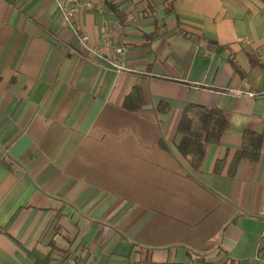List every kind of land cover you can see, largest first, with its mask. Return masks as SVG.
<instances>
[{
  "label": "crops",
  "instance_id": "crops-1",
  "mask_svg": "<svg viewBox=\"0 0 264 264\" xmlns=\"http://www.w3.org/2000/svg\"><path fill=\"white\" fill-rule=\"evenodd\" d=\"M60 1L0 0V264H264V140L229 174L264 129V1ZM189 103L229 118L196 171Z\"/></svg>",
  "mask_w": 264,
  "mask_h": 264
},
{
  "label": "trees",
  "instance_id": "trees-1",
  "mask_svg": "<svg viewBox=\"0 0 264 264\" xmlns=\"http://www.w3.org/2000/svg\"><path fill=\"white\" fill-rule=\"evenodd\" d=\"M126 1L128 0H103V4L117 18H121L120 5ZM144 103L145 98L141 86L134 85L124 97L122 105L126 110L137 113ZM167 108L168 104L164 101H160L156 106L157 112H163ZM228 125V115L221 109L197 103L186 105L177 126V132L180 135L177 150L193 171L200 168L207 148L220 141ZM263 140L264 129L262 132L245 130L242 133L241 144L231 159L229 174H233L239 160L257 159ZM219 164L220 161L217 160L215 171H218Z\"/></svg>",
  "mask_w": 264,
  "mask_h": 264
},
{
  "label": "built area",
  "instance_id": "built-area-1",
  "mask_svg": "<svg viewBox=\"0 0 264 264\" xmlns=\"http://www.w3.org/2000/svg\"><path fill=\"white\" fill-rule=\"evenodd\" d=\"M94 3H96V4H94ZM57 4H58V6L62 9V7H63V3H62V1L57 0ZM85 6H86V8H91V7H93V6H95V7H97V8H102V7H104V4H103V0H95L94 2H93V1H89V2L85 3ZM105 40H106V39H105ZM111 64H112L115 68H117V69H124V65H123L122 62H115V61H112ZM247 93H248V94H251V95L254 94V93H252V92H247Z\"/></svg>",
  "mask_w": 264,
  "mask_h": 264
}]
</instances>
